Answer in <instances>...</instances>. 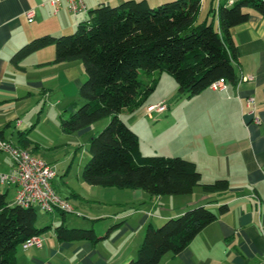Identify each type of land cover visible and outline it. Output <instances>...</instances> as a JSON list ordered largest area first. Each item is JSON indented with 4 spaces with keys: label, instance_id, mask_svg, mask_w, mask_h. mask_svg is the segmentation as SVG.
Listing matches in <instances>:
<instances>
[{
    "label": "crops",
    "instance_id": "0c3cea01",
    "mask_svg": "<svg viewBox=\"0 0 264 264\" xmlns=\"http://www.w3.org/2000/svg\"><path fill=\"white\" fill-rule=\"evenodd\" d=\"M124 1L84 0L87 11L75 16L66 5L55 13L49 0H0L1 122H9L12 116L22 113L32 97L39 95V100L41 96L44 98L46 80H62L67 76L74 81L71 72L76 61L49 63L55 57L54 46L31 53L18 65L11 61L17 50L38 36L61 35L74 30L81 21L88 19L89 11L100 4L117 5ZM146 1L155 7L172 0ZM222 2L227 0H201L197 22L208 20L218 28L217 14L211 11ZM29 9L35 11L32 22L25 14ZM232 35L239 50L237 75L239 78L242 74L253 75L254 80L229 82L221 90L208 87L198 95L185 97L176 103L169 102L168 97L164 96L146 105L144 113L151 117L153 113L148 114L149 107L165 102L168 105L166 118L173 117L171 126H177V135L174 136L181 141L178 143V156L196 163L203 183L227 179L229 189L206 193L198 186L192 193L179 198L153 197L142 189H127L128 198L119 201L115 197L110 201L105 195L106 186L83 184L79 189L53 182L55 190L67 198L80 215L46 213L48 219H52V225L41 234L43 246L27 249L20 246L17 251L18 264H127L136 258L144 239L145 227L149 224L154 226V219L159 222L178 217L196 206H206L218 212L222 205L229 207L228 212L208 224L180 253H167L158 264H264V16L251 10L248 21L235 26ZM250 96L256 98L260 124H256L249 114L247 99ZM29 113L30 109L24 118ZM159 120L162 119L156 121ZM10 124L4 127L0 125V135L22 146V133L29 131L28 123L18 119L15 129L9 133L7 128ZM28 139V148L44 159L39 144L29 136ZM13 168L10 155L0 151V174L10 173ZM16 189V185L0 183V191L6 192L10 202L15 197ZM122 201L131 207L141 205L136 207L140 211L124 208ZM116 204H119L117 210L120 211L114 215L113 221L104 226L96 227L79 218H88L81 212L95 219L109 216L106 205ZM134 218L138 223L136 227L132 224ZM62 223L70 228H93L99 236L113 229L106 238L96 242L87 239L66 241L60 240L55 232V228Z\"/></svg>",
    "mask_w": 264,
    "mask_h": 264
},
{
    "label": "trees",
    "instance_id": "16d2710c",
    "mask_svg": "<svg viewBox=\"0 0 264 264\" xmlns=\"http://www.w3.org/2000/svg\"><path fill=\"white\" fill-rule=\"evenodd\" d=\"M201 0H172L152 7L146 0H126L117 5L100 4L89 11L72 34H44L24 44L12 56L19 62L31 53L55 47L51 64L82 60L85 80L79 88L82 105L71 102L62 130L74 133L109 117V123L93 135L83 177L90 185L142 189L151 196L185 195L195 187L206 193L224 192L227 179L202 182L196 163L182 156L143 155L137 133L121 114L134 112L156 89V73L168 72L180 95L192 98L222 77L236 83L239 50L232 29L248 21L251 10L264 16V0L222 2L216 12L219 26L198 23ZM142 74L145 78H142ZM147 78V79H146ZM28 132L21 145L28 147ZM1 134V133H0ZM0 191V264H18L17 251L33 235L44 234L50 225L38 227L34 207L13 206ZM227 205L214 212L206 206L185 210L160 227L149 224L136 258L127 264H158L167 253L178 254L208 224L228 212ZM64 214V212H63ZM93 228H55L60 240L99 241Z\"/></svg>",
    "mask_w": 264,
    "mask_h": 264
},
{
    "label": "rangeland",
    "instance_id": "374dc122",
    "mask_svg": "<svg viewBox=\"0 0 264 264\" xmlns=\"http://www.w3.org/2000/svg\"><path fill=\"white\" fill-rule=\"evenodd\" d=\"M75 31L76 28L64 32V34H72ZM75 61L77 63H74L75 65L71 72L74 81L66 78L67 76L62 80H46V82H44V98L41 96L39 100V95H36L34 98L32 97L27 104V108H23L22 113L15 114V117L12 116L13 118L9 122H1L0 120V125H3L2 127H4L7 123H11L7 128L10 133V130L15 129V123L18 119L28 123L27 129L29 130V138L39 144L40 152L44 159L48 161V163L55 165L57 168L58 176L53 182L59 183L60 186L68 184L70 187L81 189L83 184L90 186L86 183L83 177L84 166L90 157L87 151L89 140L93 135L103 130V128L109 123L110 118L106 117L100 119L90 126L74 133H66L62 130V119L66 117V114L67 116L70 115L67 108L70 106L71 102H78V105L83 104V100L79 97V84L83 83L85 80V69L82 60ZM155 77L159 78L160 82H158L159 84L149 96L144 106L134 112H122L121 118L137 133L140 139L141 152L143 155L178 156L180 150V145L178 143L181 141H178L179 139L176 140L174 136V134L177 135L175 133L177 126H171L173 123V117H170L169 119L166 118L168 116V112L166 111L168 105L164 102L167 108L165 113L163 111V114L158 115V113H155L156 111H150L149 109L148 114L153 113L151 117H148L144 113L146 105L159 101V99L164 96L168 97V101L172 103H176L185 97L180 95L177 82L168 72H158L155 74ZM142 78H145L143 74ZM29 109L30 113L24 118V115ZM31 109L34 110L31 111ZM158 118L162 120L156 121ZM180 137L181 135L179 134L178 138ZM105 190L106 198L110 199V201H113L115 197H117L118 200L120 199L119 201L129 197V195L126 194V192H128L126 191L127 189L108 186ZM164 196L179 198L182 195ZM122 203H124V208L128 210L132 209L133 212L140 211L136 208L141 206L139 204L131 207V205L127 204L125 201H122ZM119 207V204L106 205V208L109 211L108 213L110 214H108L109 216H104L100 219L91 218L89 215L85 214L86 212L81 213L88 218H79L86 220L88 224H93L96 227L104 226L107 222L110 223L114 220V215L120 211L117 210ZM76 211L78 212V210ZM37 212L38 227L52 225V219H48L46 213L39 208H37ZM68 214L70 215V213ZM136 220L137 219L135 218L133 219L134 222L132 224H135L134 227L138 225ZM165 221L166 220H161L157 222V219H154V227H160ZM146 229L147 226L145 227V231Z\"/></svg>",
    "mask_w": 264,
    "mask_h": 264
},
{
    "label": "built area",
    "instance_id": "2783aa9c",
    "mask_svg": "<svg viewBox=\"0 0 264 264\" xmlns=\"http://www.w3.org/2000/svg\"><path fill=\"white\" fill-rule=\"evenodd\" d=\"M49 2L53 6L55 13L63 5H66L68 11L75 16L87 11L84 0H49ZM234 2L235 0H227V5L230 6ZM25 14L29 22L34 20V9H29ZM249 80H254V76L242 74L238 83ZM228 83V79L222 77L213 81L209 87L214 90H221L226 88ZM247 105L250 107L249 114L253 116V121L256 124H260L261 119L256 113L255 96H250L247 99ZM166 108V105L162 102L150 106L149 110L163 112ZM0 151L8 153L14 162V168L10 173L0 174L1 184L16 185V194L11 203L13 206L39 208L44 213L50 214L64 212L80 215L72 203L55 190L53 180L58 176L55 165L33 154L30 148L20 146L12 139L5 138L2 135H0ZM43 242L44 238L41 235H33L22 246L25 249L32 246L42 247Z\"/></svg>",
    "mask_w": 264,
    "mask_h": 264
}]
</instances>
